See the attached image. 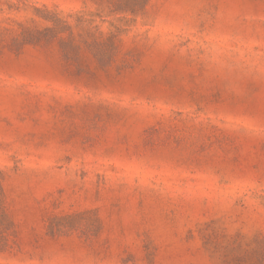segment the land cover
<instances>
[{"label": "rangeland", "instance_id": "rangeland-1", "mask_svg": "<svg viewBox=\"0 0 264 264\" xmlns=\"http://www.w3.org/2000/svg\"><path fill=\"white\" fill-rule=\"evenodd\" d=\"M101 9L0 0V264H264V0Z\"/></svg>", "mask_w": 264, "mask_h": 264}, {"label": "trees", "instance_id": "trees-1", "mask_svg": "<svg viewBox=\"0 0 264 264\" xmlns=\"http://www.w3.org/2000/svg\"><path fill=\"white\" fill-rule=\"evenodd\" d=\"M93 4L106 9V12L109 13H130L137 14L142 12L148 0H87ZM100 10V12L102 11ZM56 19V18H55ZM55 25L59 24L58 19L55 20ZM57 32H59L55 27L46 28L44 33H41L39 30H33L24 28L18 37L13 38L12 44L19 46L22 43L26 42H37L44 37H54ZM1 192V191H0ZM6 218V213L1 206V195H0V223Z\"/></svg>", "mask_w": 264, "mask_h": 264}]
</instances>
